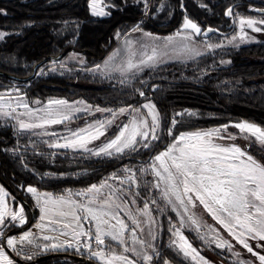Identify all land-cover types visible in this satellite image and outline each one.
<instances>
[{
  "label": "trees",
  "instance_id": "1",
  "mask_svg": "<svg viewBox=\"0 0 264 264\" xmlns=\"http://www.w3.org/2000/svg\"><path fill=\"white\" fill-rule=\"evenodd\" d=\"M144 1L104 0L106 5L117 7L105 9L110 15L93 16L88 0H0V29L7 32L0 40V88L14 83L30 99L80 98L110 110L139 107L148 99L159 113L158 139H149V148L138 143L135 150L125 149L112 155L50 147L33 133L17 131L9 121L0 119V186L13 203L23 206L26 216L23 225L7 223L1 230L2 237L20 231L37 217L38 210L24 191L25 186L64 195L69 190L98 185L131 166L138 184L137 202L147 199L158 218L152 264H163L164 260L193 264L168 244L169 221L176 219L157 196L148 164L169 142V130L174 135L233 119L264 128V40L221 45L186 60L164 61L143 68L126 80L100 76L85 68L102 58L116 41L117 32L128 31L137 21L145 31L172 34L187 16L214 29L208 39L218 43L221 36L232 32L236 15L264 14V0H149L148 12L142 16ZM230 7L233 15L225 16ZM71 52H77L80 64L66 59ZM139 91L145 96H140ZM252 140L247 152L264 161V150L259 144L253 145ZM184 232L194 245L203 246L190 230ZM104 239L112 250H120L117 243ZM0 243L14 264H99L85 252L68 247L41 250L36 246L37 253L28 260L15 256L2 238ZM214 255L218 264H234L218 253Z\"/></svg>",
  "mask_w": 264,
  "mask_h": 264
},
{
  "label": "snow or ice",
  "instance_id": "2",
  "mask_svg": "<svg viewBox=\"0 0 264 264\" xmlns=\"http://www.w3.org/2000/svg\"><path fill=\"white\" fill-rule=\"evenodd\" d=\"M88 7L91 10L93 16H107L110 12L106 11L107 7L115 8L117 5H106L104 0H88ZM183 7V4H181ZM201 7L206 5L201 4ZM2 11V10H0ZM264 13V10H261ZM225 16L233 15V8H228ZM239 25L241 27L240 39L244 40L243 34L244 26L251 28L253 31H262L261 28L256 25L264 24V19L259 21L251 18H239ZM187 30H191L192 33L200 34L202 32L201 27L185 16L180 29L173 36L165 37V49L176 40L177 37H181L183 40H188L190 37L184 33ZM132 31H140L139 25L135 26ZM215 31L212 28L207 29V32ZM117 36L120 33L117 32ZM145 37L150 39H159L153 37L150 33H143ZM4 33L0 32V39H3ZM236 37H233L235 40ZM231 43V41H229ZM126 46L128 50V59L123 64H114L116 56L119 55V51L110 56L104 61L103 67L97 64L96 70L101 72L118 71L121 75L135 71H140L142 67H154L157 63L162 62V57L167 55L166 51L152 47L150 54L147 51V45L143 42L137 41L136 43L140 48L145 49L141 52V58L138 62H134L133 57L137 55L136 49L133 48V41L126 40ZM208 48L219 47V45H207ZM175 51L178 52H191L193 50L188 49L187 45H181V47ZM199 55L200 53H196ZM43 70H41V73ZM123 82V81H122ZM140 96H145V92L139 91ZM2 99V97H0ZM39 103V101H37ZM49 105H66L64 100H50ZM82 103V102H81ZM25 109L28 108L27 103H21L18 105ZM10 107V105H8ZM141 109L147 110V115L151 117V124L141 113ZM80 109H73V111H79ZM15 111V109H13ZM45 116H37L36 119L39 123H26L23 120L18 121L20 130H28L35 128H43L45 125L59 124L65 120L70 119L69 115L63 112L46 108ZM96 111H112L110 109L97 108ZM135 113L132 119L119 127V133L114 139L109 140L106 144L100 147L97 151L93 152L94 155H112V150L116 153H123L125 149L135 150V145L143 141L142 146L149 148V139L156 140L157 129L159 128V113L156 111V106L151 102L142 104L140 107L133 108L131 105L120 108L117 112H112L113 120H106L103 122H97L95 125H89L88 129H81L79 132H73L72 137L74 139H65V143H52L49 146L54 148H84L86 151V144L92 140H97L100 136L105 135L106 127L110 126L117 115H124L126 113ZM4 116H9V112H2ZM32 111L29 110L28 115H32ZM180 115V114H177ZM173 125L177 122L172 121ZM231 127H235L239 130L240 134L247 133L244 139L252 140V144H259L261 150H264V128L257 126L254 123L247 121L237 122ZM229 125H223L221 128L210 129L207 131H196L181 133L178 136L173 135L169 130V135L173 137L172 143H170L166 150L159 152L152 157V163L149 165L151 173L159 179L165 185V189L162 192L163 197L172 203L169 197H175V201L184 209V214L187 215L188 221L195 226L196 231H200V223L194 215H189V206L195 207L196 201L203 206L212 218L221 225V227L228 232L233 239L236 240L247 252L259 260V264H264V255L255 251L253 247L248 243V238L258 241L257 248L264 249V163H261L253 155L249 154L246 148H242L236 144L221 145L214 142V138L217 139H230L235 140L236 136L232 133H228ZM227 133V135H222ZM46 135L48 133H45ZM139 138V139H138ZM125 172H131V169H125ZM145 171V169H141ZM110 179H118L115 175ZM136 183L135 174L126 176L120 180L121 184L126 182ZM156 183L154 187L160 188V183ZM108 188L109 195L106 198L103 197L102 189ZM26 191L30 193L39 205L41 216L40 220L44 221L48 219L49 224L59 223L52 219V216L59 217H71V223H64L65 229L71 228V233L61 232L62 236H69L70 239L63 242V244H53V249L68 247H75L79 252L81 248L87 249L90 253V257L100 260L102 264H137L136 261L129 259L128 256L116 254L111 251V245L106 244L104 237H110L112 241L118 242L120 245H125L124 233L128 226L125 222L119 218V211H123L122 205L127 203L122 199L123 190H117L112 188L107 181H103L99 186L93 184L86 190L76 195L86 197V203H78L77 201L66 198L65 196L53 197L51 193H40L35 187L28 186ZM120 193V194H118ZM8 193L3 187H0V226H7L8 218L11 222L18 221L20 225L26 223L24 217V208L21 206L19 210L9 208L5 203L4 197ZM71 196V193H69ZM14 199V198H13ZM134 202V201H133ZM187 202V203H186ZM155 203V201H153ZM93 205H98L93 207ZM69 209L65 211L64 209ZM78 209L82 210L87 215L81 216L78 213ZM143 215H148V205L145 204L142 210ZM129 218L132 219L133 224L137 228L140 227V223L132 218L129 213ZM115 220V224L111 223ZM81 221H87L94 223L95 232L94 236L91 231H86ZM75 224V227H73ZM184 226L183 220H181L180 227L172 225L173 236L176 239L171 241L183 255L190 257L196 264H210L200 253L192 246L188 239L182 234L180 228ZM35 227L43 229L46 227L43 223H38ZM215 232V229H211ZM154 240L155 236L149 233ZM81 237H87L86 241H81ZM95 244L99 246L98 250H92L89 241L93 240ZM44 240H49V236H44ZM201 239H204L201 236ZM29 244L33 243V233L31 231L24 232L18 239L8 237L6 240L9 248L15 249L17 244L22 242ZM75 241V244H73ZM213 242L217 248L228 247L231 250L232 246L227 240H222L214 237ZM133 245H139V249L127 246L123 247V252L132 251L134 255L143 260V264H152L153 256L149 255L145 251V247L153 248L151 243H147L143 239H138L133 229L132 235ZM49 246L45 245L44 249L47 250ZM105 248L108 252H105ZM22 252H17V255H21ZM239 256V253H236ZM25 259L31 260L32 256L25 255ZM0 264H14L13 260L5 254V250L0 248ZM163 264H169V261L164 260ZM238 264H245L244 261H239Z\"/></svg>",
  "mask_w": 264,
  "mask_h": 264
},
{
  "label": "rangeland",
  "instance_id": "3",
  "mask_svg": "<svg viewBox=\"0 0 264 264\" xmlns=\"http://www.w3.org/2000/svg\"><path fill=\"white\" fill-rule=\"evenodd\" d=\"M148 8H149V0H145L143 3L142 14L146 15L148 12ZM88 10L91 13V10L89 9V7H88ZM240 17L251 18V19L259 21L261 19H264V14H261V15L255 14V15H251V16L236 15L232 21V26H233L232 32L228 36H226V35L221 36V40L218 43H214L208 39L210 33H208L206 36H204V35H202V32L197 35L195 33H192L191 30H187L184 34L188 35L190 37L188 40H183L181 37H177L176 40L173 42V44L169 45L167 47V49H165V47H164L165 43H166L164 38L168 37V36H173L177 32V30L174 31L172 34H157L154 32L145 31L139 27L140 31L134 32V31H132V29L138 25V21H137V23H135L132 27H130V29L128 31L120 34V36L117 37L114 44L108 49V51L102 56V58L99 61L95 62L92 65L87 66V68H85V69L91 73L99 74L100 76L115 77L119 80H126L130 76H132L133 74L137 73V71H135V70H133V72L127 73L126 75H121V73L118 71H107V72H101L100 70L93 71V69H95V66L97 64H99V65H101V67H103L104 61L107 60L110 56H112L114 53H116L118 51H119V55L116 56L115 61H113L112 63L123 64L128 59V50H127V46L125 43L126 40L133 41V48L136 49V51H137V55L135 57H133L134 62H138L139 59L141 58V52L145 51V49H142L139 47V45L136 43L137 41L143 42L144 44H146L148 46L147 51L149 54L151 52L152 47H157L158 49L166 51L167 55H165L161 58L162 62H164V61L173 60V59H177V60L189 59L191 57L196 56L197 52L201 54V53H204V52L210 50V48H208L207 45H219V46H221V45H235V46H237V45H242V44L252 42V41L258 40V39L264 40V24H259V23L256 25V27H259L262 29V31H259V32L253 31L251 28L244 26L243 34H246V35H245V39L241 40L240 39L241 27H240L239 22H238ZM184 18H185V16L182 18L178 29H180ZM193 22L197 23L201 27L202 31L205 28L209 27L206 24H204L202 21H193ZM0 32L4 33V36L7 34V32H5L2 29H0ZM145 32L150 33V34H152L153 37H158L159 39L153 40V39H150L149 37H145L143 35V33H145ZM84 33L86 35V31ZM233 37H236V39L233 40ZM0 40H2V39H0ZM91 41H92V43H94L95 38L92 39ZM229 41H231V43ZM181 45H187V48L191 49L193 51H191V52L175 51V50L179 49L181 47ZM75 54H77V52H71L66 59L67 60H75L76 63L80 64V62H82V61H80L75 56ZM159 63H161V62H159ZM52 65L53 64L51 63L49 66H52ZM49 66H48V68H51ZM143 68H146V67H142L141 69H143ZM0 97H2V99H0V119H6L7 121H9L11 123V125L14 127V129H16L17 131H28V132L33 133L39 140L47 143L48 145H50L52 143H65L64 138L74 139V137H72L73 132H79L81 129H88L89 125H95V124H97V122H103L106 120H113L112 112L118 113V110L120 108H123V107H119V108L114 109V110L112 109V111H96L97 108H100V109H105V108L100 107V106H95V105L92 106L80 98L72 99V100H66L64 98H47L44 100L30 99V98L26 97L23 92L19 91L18 87L14 83L9 85V86H4V87L0 88ZM50 100H64L67 102V104L63 105V106L49 105L48 102ZM37 101H39V103H37ZM149 101L150 100H148V99L143 100L140 103L139 107L142 104L147 103ZM21 103H27L28 108L25 109L23 107H19L18 105ZM8 105H10V107H8ZM124 107H126V106H124ZM46 108H51L54 111L58 109L59 111L63 112L64 114L69 115L70 119L65 120L59 124L45 125L43 128H35V129H28V130H20L19 129L18 121H20V120H23L26 123H33V122L39 123L40 121H38L36 119V117L37 116H41V117L45 116L44 110ZM134 108H136V107H134ZM13 109H15V111H13ZM73 109H80V110L79 111H73ZM29 110H31L33 113L31 116L28 115ZM4 111L9 112L10 115L4 116L2 114V112H4ZM156 111H157V109H156ZM141 113L147 119L148 123L151 124V117L147 115V110L141 109ZM133 115H135V113H131V112L126 113L124 115L118 114L117 117L115 118L114 122L110 126L106 127L105 135L100 136L99 139L92 140L86 144V148L88 149V151H86L84 148H75V149L74 148H67V149L79 150L81 152H85V153L87 152V153L93 154V152L97 151L100 147H102L104 144H106L109 140L114 139L115 136L118 135V133H119V127L122 126L123 124L128 123L132 119ZM241 121H245V120H242V119L228 120V121L219 123L217 125L210 126L208 128L182 130V131L177 132L174 135L178 136L181 133H186V132L207 131L210 129L221 128V126H223V125H229L228 133H232L233 135H235L236 136L235 140H237L238 142L236 143V142H234L235 140H230V139H217V138H214V142L217 144L225 145V146L230 145V144H236V145L241 146L242 148H246L247 144L249 143L250 140L244 139V136H246L248 134L245 133L242 135L239 133L238 129H236L235 127H231V125H234L235 123L241 122ZM247 122H249V121H247ZM250 123H253V122H250ZM45 133H48V134L46 135ZM222 135L226 136L227 133H222ZM172 139H173V137L171 136L170 140L167 143V145L165 146V148L161 149L159 152L166 150L167 146L170 143H172ZM254 139L255 138L253 137V140ZM140 143H143V141L141 140ZM159 152H157L155 155H157ZM112 153H115V151L112 150ZM101 155H105V154H101ZM260 162L264 163V161H260ZM151 163H152V158L150 159V162L148 164V169L150 171L149 176L151 177V180H152V186L157 191V196L160 199H162V201L164 202V204L167 207H169V209L175 215V219H176L175 222L169 221V225H168V231H169L168 244L172 249L177 251L183 259H185V260H187L193 264H196L195 261H193L190 257L186 258L182 252H180L174 245L171 244V241L173 239H176V238L173 236L174 229L171 231H170V229L172 228V225H175L176 227H180L181 220H183L184 226L182 228H180V231L188 239V241L192 244V246L200 253V255L203 256L206 260H208L210 262V264H218L216 262L215 257H214L215 256L214 253H218V254L222 255L223 256L222 258L224 260H227V261L230 260V261L234 262V264H238V262L241 260L244 261L245 264H259V260L256 257L252 256L251 253L247 252V250L245 248H243L240 244H238L236 242V240L233 239L232 236H230L228 234V232L225 231L221 227V225L218 224L212 218V216L207 211L204 210L203 206L199 204V201H196V206L194 208L189 206V212H188L189 215H194L195 218L200 223V231L197 232L195 226L192 225L190 223V221H188L187 215L184 214V209L175 201V197H171V196L169 197V199L172 200V203H169L168 200H166L163 197L162 192L165 189V185L162 182H159V179L151 173V168L149 167V165H151ZM126 168L131 169V172H125L124 170ZM132 173L135 174L133 167L126 166L123 168V173L115 175L116 177H118V179H110V177L114 176L113 174H111L109 179L105 180V181H107L108 184H110L112 186V188L117 189V190H123L122 199L127 201V203L122 205L123 211H119V218L122 219L125 222V224H127V226H128L127 230L124 233V239L126 241V244L120 245L118 242L113 241L120 246V250H112L111 249V251L116 253V254L122 253L123 255L128 256L129 259L136 261L137 264H143V260L141 258H138L136 255H134L132 251H129L126 253L123 252V247L127 246L130 249L132 247H136L137 249H139V245H133V243H132V235H133V229H134L135 235L138 239H143L147 243H151L153 245L154 249L156 250V237H157L158 228H159L158 227V218H157V216L154 215L153 208H150V204H149V201H147V199L142 198L141 204L137 202V199L135 198L136 190L138 187L137 181H136V183H132L130 181H128L124 184L120 183L121 179H124L126 176L131 175ZM135 180H136V176H135ZM158 182L160 183V188L154 187V185ZM100 184H98V185L96 184V185L99 186ZM91 185H93V184H90L87 187L82 188V189L71 190V191L69 190L64 195L52 194V196L54 198L60 197V196H65L66 198L77 201L78 203H86L87 202L86 197L76 195V193L83 192L84 190L89 188ZM28 186H30V185H27L24 187V191L31 198V200H32L33 204L36 206L37 210L40 211L39 205L37 204L35 198L30 193H28L26 191V188ZM102 192H103V197H99L98 201H99V199L106 198L110 194L108 188L102 189ZM40 193H42V192H40ZM69 193H71V196H69ZM118 194H120V193H118ZM7 200H9V202L11 203V208L14 209L15 203L12 202L11 197L8 195H7ZM145 204L148 205V215L142 214V210L144 209ZM96 206H98V205H93V207H96ZM64 210L68 211L69 209L65 208ZM78 213L82 217L87 215L86 213H84L82 210H79V209H78ZM129 213L131 214L132 218L136 219L140 223L139 228H137L136 225L133 224L132 219L129 218ZM206 215H208L210 217L208 220H206L204 218V216H206ZM37 216H38V221L35 222V220L37 219V217H36V219L34 221H32V223H30L29 225H27L26 227H24L20 231H18V232L14 231V232L7 233L3 237L1 236V230L3 229L4 226H0V238H2V241L5 245V247L7 249L11 250L15 256L20 257V258H24L25 255L36 254L37 251L34 249L36 246L39 247V249L43 250L44 246L48 245L49 247L47 249H49V248H52L51 245L63 244L64 241L69 240L71 238L70 235L69 236L60 235L61 232L71 233V231H72L71 228L65 229L63 227L64 223H71L72 222L71 217L52 216L51 218L56 220V221H59V223L49 224L48 219L41 221L38 213H37ZM24 217L26 220L25 214H24ZM9 222H10V218H8V223ZM13 223H14V225H20L18 221L13 222ZM38 223H43L44 225H46V227L43 229H39V228L35 227ZM81 223L83 224L84 229L86 231L90 230L94 236V232H95L94 223H90L87 221H81ZM111 223L115 224L116 222H115V220H112ZM73 227H75V224H73ZM185 229L190 230L197 237V239L202 243V245L204 247L201 245H194L189 240L188 236L185 234V232H184ZM211 229H215V232H212ZM28 231H31L33 233V243L29 244L25 241V242L17 244L15 249L9 248L7 246L6 240L8 237H13V238L18 239L24 232H28ZM149 233H152L155 236L154 240L151 238ZM44 236H49L50 239L44 240L43 239ZM201 236H203L204 239H201ZM214 237L222 239V240H227L232 246L231 250H229L228 247H225L223 249L217 248L216 244L213 242ZM104 238L111 240V238L107 237V236ZM80 239H81V241H86L87 237H81ZM89 243L91 244L92 250H98L99 246H97L95 244L94 238H93V240L89 241ZM248 243L253 247V249L255 251L264 255V249L256 247V244L258 243V241L248 238ZM262 243H264V242H262ZM73 244H75V241H73ZM0 248H3L1 243H0ZM62 248H64V247L57 248V249H62ZM72 248H74L76 250L75 247H72ZM144 250L147 251V253L149 255H152L154 257V254L156 251L153 250V248L145 247ZM80 251H83V252H85L86 255L90 256V253L87 249L81 248ZM17 252H22V254L17 255ZM105 252L107 253L108 250L105 249ZM236 253H239V256H237ZM5 254L8 255L6 252H5ZM90 258H92V257H90ZM92 259L97 261L99 264H102V262L100 260H97L95 258H92ZM116 264H119V262H116ZM169 264H172V263L169 261Z\"/></svg>",
  "mask_w": 264,
  "mask_h": 264
},
{
  "label": "crops",
  "instance_id": "4",
  "mask_svg": "<svg viewBox=\"0 0 264 264\" xmlns=\"http://www.w3.org/2000/svg\"><path fill=\"white\" fill-rule=\"evenodd\" d=\"M1 187V186H0ZM38 192H42V193H49V192H46V191H38ZM4 200H5V203L8 204L9 208H11V203L9 202V200H7V196L4 197ZM21 207V205L19 204V202L15 203V208L14 210H19V208ZM38 214H39V217L41 216V212L38 211ZM38 221V216H37V219L35 220V222Z\"/></svg>",
  "mask_w": 264,
  "mask_h": 264
},
{
  "label": "water",
  "instance_id": "5",
  "mask_svg": "<svg viewBox=\"0 0 264 264\" xmlns=\"http://www.w3.org/2000/svg\"><path fill=\"white\" fill-rule=\"evenodd\" d=\"M207 29H209V28H205V29L202 31V35L206 36L208 33H210V32H207Z\"/></svg>",
  "mask_w": 264,
  "mask_h": 264
},
{
  "label": "built area",
  "instance_id": "6",
  "mask_svg": "<svg viewBox=\"0 0 264 264\" xmlns=\"http://www.w3.org/2000/svg\"><path fill=\"white\" fill-rule=\"evenodd\" d=\"M143 15H144V14H142V16H143ZM142 16H141V17H142Z\"/></svg>",
  "mask_w": 264,
  "mask_h": 264
}]
</instances>
